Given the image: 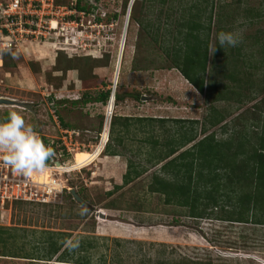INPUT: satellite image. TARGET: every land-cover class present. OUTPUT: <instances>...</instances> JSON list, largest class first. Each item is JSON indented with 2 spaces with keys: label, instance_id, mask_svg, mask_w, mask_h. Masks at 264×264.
I'll list each match as a JSON object with an SVG mask.
<instances>
[{
  "label": "rangeland",
  "instance_id": "obj_1",
  "mask_svg": "<svg viewBox=\"0 0 264 264\" xmlns=\"http://www.w3.org/2000/svg\"><path fill=\"white\" fill-rule=\"evenodd\" d=\"M91 1L96 25L78 26L85 48L67 58L44 40L19 52L9 50L0 67V96L20 104L1 105L0 120L16 111L43 141L58 139L59 128L65 127L48 115L45 95L51 94L58 99L61 121L78 133L65 141L69 152L59 160L67 170L57 179L64 188L55 198L0 206V227L7 232L0 264H264V223L226 218L224 209L230 211L231 205L208 207L210 214L193 218L185 207L150 191L152 175L172 179L174 171L165 174L160 167L204 135L213 133L217 141L231 137L235 144L244 133L250 146L264 134V0H128L127 12L126 0ZM194 12L202 23L199 37L209 41L203 93L171 67L161 46L179 38L177 22ZM220 31L236 32L240 41L211 54ZM113 80L114 91L124 98L116 105L110 102L107 110V103L93 97L111 89ZM82 93L89 96L85 102ZM136 93L137 100L132 97ZM70 99L76 103L69 104ZM213 113L223 118L216 125L209 123ZM114 114L131 118L126 127L117 122L109 133ZM180 133L193 140L155 161L154 156L168 149L163 143ZM155 138L154 146L150 141ZM104 143L118 155H104ZM70 189L81 194L83 199L76 195L82 203L68 196ZM62 235L64 240L79 238L78 248L69 251L61 243L57 253L44 258L46 240L59 244ZM61 252L69 258L58 259Z\"/></svg>",
  "mask_w": 264,
  "mask_h": 264
},
{
  "label": "trees",
  "instance_id": "obj_2",
  "mask_svg": "<svg viewBox=\"0 0 264 264\" xmlns=\"http://www.w3.org/2000/svg\"><path fill=\"white\" fill-rule=\"evenodd\" d=\"M82 1L77 0L76 9L89 11L90 7L82 4ZM127 1L124 3V9H126ZM177 25L180 27L177 31L179 38L177 40L174 39L175 42L171 46H166L162 43V51L166 55H170L171 67L176 69L186 82L192 85L199 93H203L205 92L204 73L207 68L209 41L207 37L202 39L199 37V30L202 29V23L197 19L196 12L190 14L184 22L180 19ZM183 26L184 29H181ZM146 33L148 32L146 31ZM155 34L156 32L153 31V35ZM152 40L156 43L155 36L152 37ZM7 52L9 50L3 52L2 65L6 64L4 63V59L7 56ZM214 53H220V51L216 49ZM110 90L104 89L99 91L97 97H93V100L101 104H106ZM88 97L86 93H82L84 102L89 99ZM132 97L137 100L139 94L136 93ZM123 98L120 93L114 91L113 105L122 101ZM46 99L50 119L51 110L56 115L59 124L62 127L70 129V126L63 123L56 112L57 101L55 100L58 99L52 97L51 94H48ZM68 102L71 105L76 103L75 99H70ZM128 118L131 117L115 114L111 116L109 133H111L113 126L117 122L126 127ZM136 120L163 123L168 119L162 117H137ZM222 120L221 114L216 113L215 115L213 113L210 116L209 123L210 125H216ZM174 121L183 122V119H174ZM193 122L196 121H190V123ZM235 133L237 134V132ZM178 136L176 139L172 138L173 142L166 140L163 143L168 149L163 154L154 156L155 161L164 160L166 156L175 152L176 147L178 148L184 143L193 140L192 135L186 136L180 133ZM230 138L217 141L214 139L213 133L204 135L200 140L190 146L191 149L179 152L175 158L167 161L166 164L160 167V170L165 174L167 170L171 169L174 171L170 173L172 179L158 174L152 175L150 191L162 194L166 203L171 201L174 204L185 207L187 209V215L193 218L210 214V212H206L208 207L224 209L228 205H231L232 209L230 211L224 209L227 213L226 218H231V220L239 222H248L250 220L253 223H264V220L260 219L264 215V134L259 136L256 143L250 146H248L244 133L236 137L235 144L232 143ZM117 142L119 144L120 140L117 139ZM150 142L155 146L157 139H152ZM102 153L104 155H118L117 152L110 149L109 143H105ZM128 165L131 167L130 163ZM203 168H205L204 173L201 171ZM128 173L129 170L123 175L124 183L128 182ZM138 173L135 172V176ZM204 174L205 177H203ZM76 194L83 199L78 191H76ZM107 194H110V192ZM68 196L72 199L70 193H68ZM257 211H259V214L256 213ZM248 213L252 216L251 219H249ZM4 233H7L6 228L0 227V246L5 242L2 236ZM63 240L64 235H62L59 244L56 241H49L47 239V245L44 247L42 256L49 258L57 253ZM64 258L69 257H67L66 253L61 252L58 259ZM75 260L76 263H83L82 259Z\"/></svg>",
  "mask_w": 264,
  "mask_h": 264
},
{
  "label": "built area",
  "instance_id": "obj_3",
  "mask_svg": "<svg viewBox=\"0 0 264 264\" xmlns=\"http://www.w3.org/2000/svg\"><path fill=\"white\" fill-rule=\"evenodd\" d=\"M83 1L90 7L89 11L77 10V0H0V67L4 51L19 52L25 50L27 44L44 40L54 45L56 50L64 51L69 58L73 52H79L78 48H85L86 45L77 37L82 32L78 26L93 25L94 15L93 2ZM50 114L52 120L58 122L53 111L50 110ZM59 129L58 139L46 141H42L39 132L34 131L42 143L53 149V157L48 162L47 181L39 183L37 173L28 176L17 174L0 162V206L8 201L47 203L62 191L64 186L57 179L67 169L59 158L62 153L69 152L66 139L71 141L72 136L78 133L67 128Z\"/></svg>",
  "mask_w": 264,
  "mask_h": 264
},
{
  "label": "clouds",
  "instance_id": "obj_4",
  "mask_svg": "<svg viewBox=\"0 0 264 264\" xmlns=\"http://www.w3.org/2000/svg\"><path fill=\"white\" fill-rule=\"evenodd\" d=\"M215 40L219 46H211V54L217 47L236 46L240 35L236 32L220 31ZM52 157L53 149L42 143L19 113L10 111L5 119L0 120V162L10 167L13 172L24 176L44 172ZM85 212L86 209L80 214L84 215ZM62 243L67 250L73 251L79 246V238L66 239Z\"/></svg>",
  "mask_w": 264,
  "mask_h": 264
},
{
  "label": "water",
  "instance_id": "obj_5",
  "mask_svg": "<svg viewBox=\"0 0 264 264\" xmlns=\"http://www.w3.org/2000/svg\"><path fill=\"white\" fill-rule=\"evenodd\" d=\"M129 7H130V3L128 2L127 8H126V12H127V9H129ZM125 26H126V19H125L124 27L122 29V34H121L122 35V40H121L122 43H123V37H124V33H125ZM122 43H121V45L119 47V50H118V53H117L115 73H117L119 58H120V55H121ZM111 86L112 87H111V90H110V95H109V98H108L107 104H106V105H108L107 106V110L109 108V103L110 102H111V105H113V93H114V87H115V80L112 81V85ZM3 98H6V99H0V105H16V106L20 105V104L16 103V101L14 99H12V98H8V97H3ZM104 145H105V143H104ZM104 145L102 146V149H103ZM69 193L72 195L73 199H75L79 203H82L81 199L76 195L74 189H70ZM98 215L102 216L101 213H98Z\"/></svg>",
  "mask_w": 264,
  "mask_h": 264
},
{
  "label": "bare ground",
  "instance_id": "obj_6",
  "mask_svg": "<svg viewBox=\"0 0 264 264\" xmlns=\"http://www.w3.org/2000/svg\"><path fill=\"white\" fill-rule=\"evenodd\" d=\"M4 97V96H3ZM2 96L0 97V99H6V98H3ZM1 106V105H0ZM10 106V105H9ZM47 176H48V170L46 169L44 172H41V173H37L36 175V180L39 182V183H42V182H45L47 181Z\"/></svg>",
  "mask_w": 264,
  "mask_h": 264
},
{
  "label": "crops",
  "instance_id": "obj_7",
  "mask_svg": "<svg viewBox=\"0 0 264 264\" xmlns=\"http://www.w3.org/2000/svg\"><path fill=\"white\" fill-rule=\"evenodd\" d=\"M177 81V80H176Z\"/></svg>",
  "mask_w": 264,
  "mask_h": 264
}]
</instances>
